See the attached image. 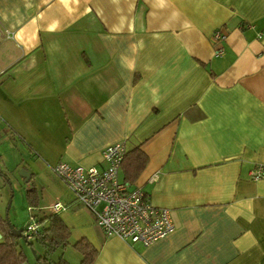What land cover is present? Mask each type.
<instances>
[{
	"label": "crops",
	"instance_id": "0c3cea01",
	"mask_svg": "<svg viewBox=\"0 0 264 264\" xmlns=\"http://www.w3.org/2000/svg\"><path fill=\"white\" fill-rule=\"evenodd\" d=\"M262 26L264 0H0V142L54 177L47 204L28 193L39 232L53 203L66 207L55 214L69 236L48 263L81 264L83 239L89 264H264V180L248 176L264 164ZM119 141L131 151L119 180L174 224L148 246L105 236L50 169L104 167Z\"/></svg>",
	"mask_w": 264,
	"mask_h": 264
},
{
	"label": "built area",
	"instance_id": "2783aa9c",
	"mask_svg": "<svg viewBox=\"0 0 264 264\" xmlns=\"http://www.w3.org/2000/svg\"><path fill=\"white\" fill-rule=\"evenodd\" d=\"M213 37L218 41L226 38L220 29L214 31ZM256 37L264 38V26L257 31ZM222 52L221 45L215 48L216 55ZM126 152V143L119 141L102 150L104 167L59 161L51 166V170L72 192L74 200L93 213L105 236H116L130 244L148 246L173 232L174 224L169 210L154 205L141 187L128 190L119 180L118 172ZM248 176L252 181L264 180V164L254 165ZM156 177L154 174L150 180ZM49 208L52 213H57L65 206L55 202ZM29 219L24 228L27 238L39 231L36 218L30 214Z\"/></svg>",
	"mask_w": 264,
	"mask_h": 264
},
{
	"label": "rangeland",
	"instance_id": "374dc122",
	"mask_svg": "<svg viewBox=\"0 0 264 264\" xmlns=\"http://www.w3.org/2000/svg\"><path fill=\"white\" fill-rule=\"evenodd\" d=\"M18 147L22 146L19 145ZM5 148H7V145H1L0 142V214L8 223L12 224L14 228L20 229L22 235L26 236L24 228L30 221V214L33 212L32 215H34L40 212L38 209H33L32 211L29 210L30 207L28 208L27 206L28 193L32 195H37L38 193L39 197H42L40 205L47 204L52 197H50L45 178L47 177L48 179L53 180L54 177L49 173L48 169L44 170L47 172V176H42V173L38 170L43 167L38 164L35 165V168H32L31 165L26 164L25 161L22 163L17 162L16 153L22 156L24 160L27 157L22 149H16L15 151L13 149V155L9 157L5 153ZM28 241L33 243L32 248L23 238L20 237L18 240L20 247L23 248V250H25V248L28 249L29 256H32L35 259L36 256L39 255L38 253H40L38 252L40 244L36 241L34 236H30ZM67 249L68 256H71L70 258L74 260L78 253L70 246H68ZM34 251L37 254L36 256Z\"/></svg>",
	"mask_w": 264,
	"mask_h": 264
},
{
	"label": "trees",
	"instance_id": "16d2710c",
	"mask_svg": "<svg viewBox=\"0 0 264 264\" xmlns=\"http://www.w3.org/2000/svg\"><path fill=\"white\" fill-rule=\"evenodd\" d=\"M131 151L126 152L121 166L124 165L129 159V153ZM136 156L134 159L135 168H142L147 160L146 154L139 149H135ZM120 166V167H121ZM38 224L40 223V219L36 217ZM49 221V228L38 231L35 235H33L37 242L42 244L45 247L44 256H38L37 262L40 264H60L57 263H48L47 256L53 252L59 244L66 242L67 236H69V232L61 223L60 218L52 213L46 217ZM48 231L51 233L49 234ZM0 233L2 234V242H0V264H25L27 262V255L24 250L20 247L18 242V236L14 235L9 228L8 222L5 218L0 214ZM45 233H47L45 235ZM25 242L32 246V242L28 241V238H25ZM74 248L81 251L83 254V260L81 264H89L95 256L96 250L85 240L80 239L74 244Z\"/></svg>",
	"mask_w": 264,
	"mask_h": 264
},
{
	"label": "water",
	"instance_id": "95a60500",
	"mask_svg": "<svg viewBox=\"0 0 264 264\" xmlns=\"http://www.w3.org/2000/svg\"><path fill=\"white\" fill-rule=\"evenodd\" d=\"M8 224H9L10 231H11L14 235L23 238L24 241H25V238H27V237L24 236V235H22V231H21L20 229H16V228H14V226H13L12 224H10V223H8ZM0 242H2V234H1V233H0ZM28 245L30 246V244H28ZM30 247L32 248V246H30ZM34 253H35V256H36L37 254H36L35 251H34ZM37 258H38V255L36 256V259H37Z\"/></svg>",
	"mask_w": 264,
	"mask_h": 264
}]
</instances>
